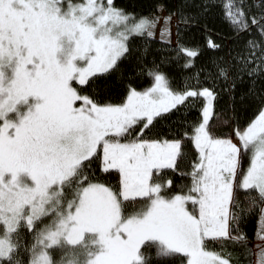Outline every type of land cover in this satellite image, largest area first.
<instances>
[{
	"label": "snow or ice",
	"instance_id": "obj_1",
	"mask_svg": "<svg viewBox=\"0 0 264 264\" xmlns=\"http://www.w3.org/2000/svg\"><path fill=\"white\" fill-rule=\"evenodd\" d=\"M0 264H264V0H0Z\"/></svg>",
	"mask_w": 264,
	"mask_h": 264
},
{
	"label": "trees",
	"instance_id": "obj_2",
	"mask_svg": "<svg viewBox=\"0 0 264 264\" xmlns=\"http://www.w3.org/2000/svg\"><path fill=\"white\" fill-rule=\"evenodd\" d=\"M133 2H138V0H133ZM144 2H148V0H144ZM177 72H179V69L176 70ZM249 230H251V225L248 226Z\"/></svg>",
	"mask_w": 264,
	"mask_h": 264
},
{
	"label": "rangeland",
	"instance_id": "obj_3",
	"mask_svg": "<svg viewBox=\"0 0 264 264\" xmlns=\"http://www.w3.org/2000/svg\"><path fill=\"white\" fill-rule=\"evenodd\" d=\"M257 241L253 240V243H256Z\"/></svg>",
	"mask_w": 264,
	"mask_h": 264
}]
</instances>
